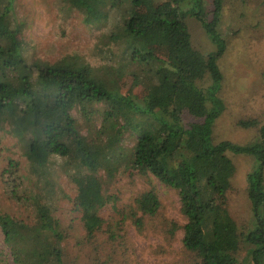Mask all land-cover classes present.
<instances>
[{
    "label": "trees",
    "instance_id": "1",
    "mask_svg": "<svg viewBox=\"0 0 264 264\" xmlns=\"http://www.w3.org/2000/svg\"><path fill=\"white\" fill-rule=\"evenodd\" d=\"M16 2L0 0V141L9 134L22 145L27 176L21 173L22 163L10 159L3 179L7 195L32 209L22 219L0 208V229L14 262L68 264L67 232L54 205L45 192L31 199L21 184L47 179L50 159L59 157L77 187L74 202L82 214L83 240L96 247L106 225L110 246L105 244L95 262L111 260L126 222L143 231L160 213V197L151 189L122 208L118 221L106 224L100 211L112 198L103 192L99 173L111 180L125 165L178 191L187 221L182 227L186 261L179 264H242L243 251L251 264H264V126L254 119L240 122L244 128L259 127L257 139L244 145L217 142L213 136L225 110L219 65L227 49L220 31L224 0H163L157 5L155 0H64L82 14V23L103 30L99 49L115 57V64L103 71L78 56L64 58L58 67L29 61L19 41L23 23ZM188 17L202 25L213 52L195 49ZM127 76L144 87L143 97L122 93L120 83ZM75 109L85 117L101 114L96 138L81 133ZM126 133L136 138L129 149L122 144ZM232 155L251 156L258 163L247 175L252 222L246 229L224 201L236 172ZM168 227L171 233L178 229L173 223L163 229Z\"/></svg>",
    "mask_w": 264,
    "mask_h": 264
},
{
    "label": "rangeland",
    "instance_id": "2",
    "mask_svg": "<svg viewBox=\"0 0 264 264\" xmlns=\"http://www.w3.org/2000/svg\"><path fill=\"white\" fill-rule=\"evenodd\" d=\"M162 2L155 0L156 5ZM16 3V13L23 23L19 41L29 61H37L44 67H58L64 58L78 56L97 71L115 64L112 60L115 57H108L99 49L103 30L82 23V14L66 6L64 0H17ZM187 24L195 49L205 55L213 52L215 47L202 25L193 17L187 18ZM220 31L227 43L226 52L219 62L224 76L220 97L225 110L215 123L213 136L217 142L244 145L257 139L259 127L264 126V0H224ZM120 87L122 93L138 97H143L146 91L131 76L122 79ZM101 108L102 105L95 106L97 110ZM73 116L83 135L96 138L102 124L101 114L95 111L85 117L75 109ZM251 119L258 121V128L240 126V122ZM135 139L134 135L126 133L122 144L127 149L132 148ZM230 157L236 172L231 181L232 189L224 201L239 227L246 229L252 222L247 175L258 163L247 155ZM10 159L21 162V173L27 176V157L22 145L18 138L6 134L0 141V208L13 217L25 219L31 205L22 203L25 200L17 202L6 193L3 173ZM67 171L64 160L52 157L46 167L47 179H25L21 184L27 188L26 193L31 199L36 193L45 192L54 205L55 216L67 232L63 246L67 250L65 260L68 264H99L95 258L102 254L105 244L110 246L106 225L99 233L96 247L83 240L82 214L74 202L77 187ZM99 176L103 181V192L112 198L100 211L107 225L118 221L119 211L133 204L144 191L155 190L161 201L159 215L155 221L147 222L143 231L130 222L125 223L124 229L118 232L122 244L120 240L114 244L111 260L105 264H179L186 261L182 227L187 221L180 212L178 191L163 185L151 174L144 175L125 165L111 180L103 171ZM166 222L175 224L178 229L174 233L169 227L163 229L165 224H169ZM106 251L111 252L109 248ZM245 259L247 253L243 251L241 263L251 264ZM0 264H16L1 229Z\"/></svg>",
    "mask_w": 264,
    "mask_h": 264
}]
</instances>
